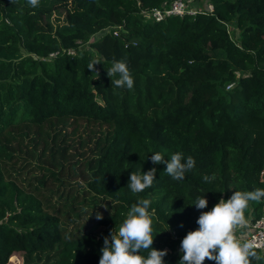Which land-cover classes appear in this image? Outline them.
Wrapping results in <instances>:
<instances>
[{"label":"trees","instance_id":"1","mask_svg":"<svg viewBox=\"0 0 264 264\" xmlns=\"http://www.w3.org/2000/svg\"><path fill=\"white\" fill-rule=\"evenodd\" d=\"M173 1L0 0V264H99L105 233L139 199L154 210L153 248L170 241L164 264H178L201 211L264 188V0H210L213 13L162 22L142 14ZM124 58L131 90L106 72ZM155 152L195 166L172 180ZM152 168V187L132 193L131 171ZM251 205L252 221L264 217V198ZM252 251L250 264H264Z\"/></svg>","mask_w":264,"mask_h":264},{"label":"clouds","instance_id":"2","mask_svg":"<svg viewBox=\"0 0 264 264\" xmlns=\"http://www.w3.org/2000/svg\"><path fill=\"white\" fill-rule=\"evenodd\" d=\"M28 4L34 8L38 6V0H28ZM97 64L100 62L92 60L88 64V70L98 77L95 67ZM106 72L111 85L129 90L133 88L134 79L126 58L113 59ZM150 158L153 164H165V172L175 181H183L185 173L195 166V160L191 156L185 160L180 152L172 154L170 159H165L161 152H155ZM156 171V168L147 172L131 171L127 187L135 194L145 191L156 180ZM210 179L207 175L203 177L205 182ZM262 198L264 188L235 191L229 199H220L210 211H201L196 221L198 228L189 231L181 241V259L178 264H204L206 259L215 261V264H250L249 257L261 259L255 251H251L254 244L242 243L234 234V228L245 224L244 209L249 201H259ZM150 205V200L139 199L131 206L118 230L114 228L109 237L104 238L99 264H164L167 250L153 248L154 210L149 211ZM207 205L208 201L204 197L198 196L193 202L198 210L207 208ZM96 219L102 220L103 216L97 213ZM144 252L147 253L146 256L142 255Z\"/></svg>","mask_w":264,"mask_h":264},{"label":"built area","instance_id":"3","mask_svg":"<svg viewBox=\"0 0 264 264\" xmlns=\"http://www.w3.org/2000/svg\"><path fill=\"white\" fill-rule=\"evenodd\" d=\"M193 0H175L171 3L168 8H154L149 11H143L142 14L148 19L155 22H162L169 17H184V16H196L202 10L195 9L192 3ZM213 5L208 6V11L213 13ZM114 30V35L117 36V30ZM69 54H74L73 51H70ZM58 53L52 54L51 57H56ZM247 233L245 235H236V237L243 242H252L254 247L252 250H258L264 252V217L251 221L246 224Z\"/></svg>","mask_w":264,"mask_h":264},{"label":"rangeland","instance_id":"4","mask_svg":"<svg viewBox=\"0 0 264 264\" xmlns=\"http://www.w3.org/2000/svg\"><path fill=\"white\" fill-rule=\"evenodd\" d=\"M195 2L198 3V5L200 7V8H198L199 10L208 11V6L210 5V0H197V1L193 0L192 1V3H195ZM64 15H65V13H63V16L61 17V19L64 18ZM53 18L56 19V16H54ZM230 31H231V33L233 32L232 27L230 28ZM99 37H100L99 35H96V36L93 37V40L94 39H97ZM254 217H255L254 208L251 205V206L247 207L246 210L244 211L245 224L242 225V226H236L234 228V234L235 235H238V234L245 235L247 233V226H246V224L249 223V222H251ZM104 231L105 230L103 228L99 230V232H102V233ZM105 237H109V235L105 233L104 238ZM167 241H169V240H167ZM172 247H173V245L169 241V242H167L166 244L163 245V250H167L168 252H170L171 249H172ZM176 252L177 253H180V247L177 248V251ZM8 264H23V263H22L21 257L19 255H16L15 261L14 262H10L9 261Z\"/></svg>","mask_w":264,"mask_h":264}]
</instances>
